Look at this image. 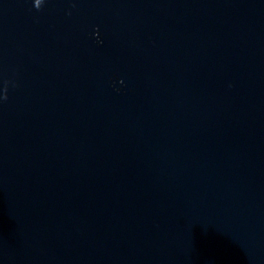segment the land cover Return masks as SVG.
Masks as SVG:
<instances>
[{
  "label": "water",
  "instance_id": "obj_1",
  "mask_svg": "<svg viewBox=\"0 0 264 264\" xmlns=\"http://www.w3.org/2000/svg\"><path fill=\"white\" fill-rule=\"evenodd\" d=\"M0 264H264V0H0Z\"/></svg>",
  "mask_w": 264,
  "mask_h": 264
},
{
  "label": "clouds",
  "instance_id": "obj_2",
  "mask_svg": "<svg viewBox=\"0 0 264 264\" xmlns=\"http://www.w3.org/2000/svg\"><path fill=\"white\" fill-rule=\"evenodd\" d=\"M7 97H5V99H6Z\"/></svg>",
  "mask_w": 264,
  "mask_h": 264
}]
</instances>
